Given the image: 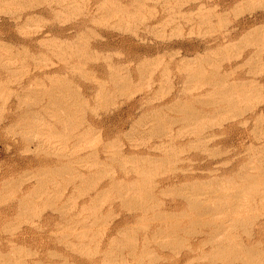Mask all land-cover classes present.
<instances>
[{
  "label": "rangeland",
  "instance_id": "374dc122",
  "mask_svg": "<svg viewBox=\"0 0 264 264\" xmlns=\"http://www.w3.org/2000/svg\"><path fill=\"white\" fill-rule=\"evenodd\" d=\"M263 176L264 0H0V264H264Z\"/></svg>",
  "mask_w": 264,
  "mask_h": 264
},
{
  "label": "bare ground",
  "instance_id": "6f19581e",
  "mask_svg": "<svg viewBox=\"0 0 264 264\" xmlns=\"http://www.w3.org/2000/svg\"><path fill=\"white\" fill-rule=\"evenodd\" d=\"M231 88V87H230ZM224 92H225V96L227 97V95L229 94L228 92H229V90H223ZM222 91V92H223ZM228 93V94H227ZM229 98V97H228ZM225 99H227V98H225ZM233 102V101H232ZM185 109V108H184ZM181 111H182V107H181ZM189 112V111H188ZM183 113V112H182ZM184 114H185V112H184ZM193 115V114H192ZM22 117H23V115H22ZM24 117H26V116H24ZM194 117V116H193ZM21 123V122H20ZM24 123V122H23ZM11 125V124H10ZM21 127V126H20ZM246 175V174H245ZM254 175H251V177H253ZM257 176H259V175H257ZM256 176V177H257ZM260 177V176H259ZM264 177V176H263ZM241 178V177H240ZM248 178H250V177H245V179H248ZM262 178V177H261ZM250 179H252V178H250ZM260 179V178H259ZM254 180V179H253ZM256 181V180H255ZM261 182H263V180L261 181ZM256 190V189H255ZM264 191V190H263ZM196 206H197V204H196ZM194 209H196V208H198V206L195 208V207H193ZM199 209H202V208H200V206H199ZM209 209V208H208ZM203 210V209H202ZM208 211V210H207ZM160 232V231H159ZM164 234V233H163ZM167 234V233H166ZM170 234V233H169ZM174 234H175V232H174ZM162 235V234H161ZM228 236V235H227ZM173 237V236H172ZM231 237V236H230ZM175 238V237H174ZM178 238V237H177ZM237 239V238H236ZM212 242V241H211ZM214 242V241H213ZM230 244H231V242H229ZM218 244V243H217ZM226 244V243H225ZM229 244V245H230ZM236 244V243H235ZM237 245V244H236ZM219 246V245H218ZM223 245H220V248H225V247H222ZM225 246V245H224ZM228 246V245H227ZM231 246V245H230ZM238 246V245H237ZM241 246V245H240ZM227 248V247H226ZM230 248V247H229ZM251 248V247H250ZM234 251V250H233ZM248 251V250H247ZM247 251H245L246 252V256H251L252 255V253L251 252H247ZM253 251V250H252ZM256 251V250H255ZM219 252H221V251H219ZM224 252V251H223ZM240 252V251H239ZM258 252V251H257ZM228 253H230V251L228 252ZM221 254V253H220ZM220 254H218V255H220ZM244 255H245V253H243ZM223 255V254H222ZM244 255H242L241 257H243ZM220 258V257H219ZM238 258V257H237ZM239 259H240V256H239ZM243 262V261H242ZM249 261H247V263H248ZM246 264V263H245Z\"/></svg>",
  "mask_w": 264,
  "mask_h": 264
}]
</instances>
